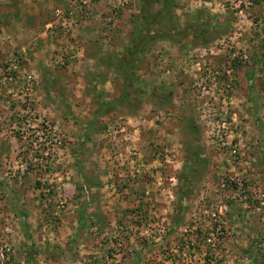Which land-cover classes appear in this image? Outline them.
<instances>
[{
    "label": "rangeland",
    "instance_id": "374dc122",
    "mask_svg": "<svg viewBox=\"0 0 264 264\" xmlns=\"http://www.w3.org/2000/svg\"><path fill=\"white\" fill-rule=\"evenodd\" d=\"M0 264H264V0H0Z\"/></svg>",
    "mask_w": 264,
    "mask_h": 264
}]
</instances>
